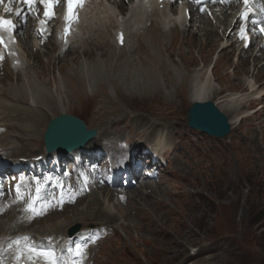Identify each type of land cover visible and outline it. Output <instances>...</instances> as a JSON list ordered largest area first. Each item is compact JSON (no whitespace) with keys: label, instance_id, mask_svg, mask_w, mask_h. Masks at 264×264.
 Returning a JSON list of instances; mask_svg holds the SVG:
<instances>
[{"label":"rangeland","instance_id":"rangeland-1","mask_svg":"<svg viewBox=\"0 0 264 264\" xmlns=\"http://www.w3.org/2000/svg\"><path fill=\"white\" fill-rule=\"evenodd\" d=\"M103 23L106 24L105 21ZM188 36L184 38L183 35H179L176 39H172L171 34H165V43L168 48L170 47L169 51L172 53L168 56L161 49L160 57L168 69L166 78H161L159 74L151 80L145 78L147 71L140 60L151 59L153 61L157 55L150 45L147 47L145 44L142 45V41L138 56L131 59L132 61H128L130 63H125L126 66L117 67L118 64L115 65L113 70L105 69L103 64L94 67L91 61L87 62L82 58L78 65L69 64L70 60H67L68 65L59 72L56 67L57 62L54 65L51 62L52 64L48 68L45 66L47 58L45 61L40 57L44 66L40 65V68L36 70L24 72L21 82L17 81V83L13 77V82L9 80L4 84L2 79L5 76L0 74V104H3L2 106L6 105L25 111L24 108L34 107V101L38 100L40 103H44L43 107L50 95L55 99L59 97L58 108L64 109L68 106L69 99L74 95L84 102L82 104L84 107H88L85 104L92 105V107L83 108L80 105H73L70 109L73 112L72 115H78L84 119L88 129L94 128L95 125L103 132H109L110 126L118 124V122L131 121L127 113L130 107H133L131 109L133 112L141 110L144 113L145 118L143 117L139 121L157 123L159 118L157 114L161 106H174L169 115H164L167 119L160 125L170 131H172V125H177L169 142V146L174 148V152L168 158L169 165L162 178V183L154 188L152 185V188L146 189L147 192L150 191L148 193L150 196L141 197L142 200L139 199L138 196L143 193L142 187H139L142 191L135 189L130 193L133 198L130 206L127 204L121 207L118 204L114 206L113 203H110L109 193L106 192V196L105 194H96L99 198L97 206L102 209L107 206L109 201L112 213L116 215L115 219L103 218V220L98 218V213L91 214L90 211L83 216L78 215L88 206L93 209L97 207L88 204V201H83L80 203L81 205L69 207L59 215H52L53 220L49 219L50 215L46 218L47 220L45 219L46 221H41V224L33 226L34 229L38 226L44 228L45 225H53L52 227L57 229L59 222L64 224V220H66L70 221V224L78 222L84 230L89 225L87 222L89 214L93 217L88 221L98 224L99 221L100 223L106 222L114 227L116 234L101 245L98 253L94 256V264H264V146H262L264 142L261 140L264 133V115L260 110L261 107L260 111L257 110L252 117L242 119L245 111L253 112V109L257 108V100H254L259 97V94L252 95V93L249 94V91L247 92L249 82L252 83L251 81L255 80V89L264 88L262 86L264 83L254 77V71L250 65L245 67L246 63L238 66L239 68L243 67L245 72L243 69H235L232 61H229L231 52L226 51L227 49L225 51L229 53V58L226 54L219 55L221 59L215 63L217 61L216 54L212 53L217 50L219 45H215L216 48L210 53L207 44L202 40V45L206 48L201 47V51L210 53L206 61L207 64L209 61L210 63L208 65L203 63L204 67L198 54L199 47L196 49L189 47V45H196L194 39L196 37L188 39ZM108 37L110 41L108 38L107 41L114 44L111 33ZM190 40L193 41V44L188 45ZM171 42L177 44L172 48L173 43ZM82 44L78 43L76 49L80 48ZM135 44L136 40H131L128 46L136 50ZM52 49L47 47L44 56L51 53L48 51ZM107 50L110 51L109 48ZM117 54L121 56L118 51ZM70 56L72 59L73 56ZM121 58L122 61L126 60L123 56ZM54 59L56 61L59 58L54 57ZM64 63L62 65H65ZM187 65L188 68H185ZM43 73H45L44 77H41ZM184 77H188L185 86L183 85ZM53 78L58 84L59 89L57 90L53 85L55 84ZM198 78L202 80V83L204 81V84L208 83V86L213 90L223 91V99H220V96L213 97L208 102L214 103L231 123V133L226 141L209 138L185 126V114L192 104L190 89L200 84L201 80ZM50 79L53 84H50ZM96 82L99 84L96 85ZM23 85L24 87H22ZM17 87L22 90L15 94L13 88ZM75 89H77L76 92ZM261 91L259 92L261 93ZM246 92L247 94L243 95ZM229 94H239L236 95L239 102L233 104L235 108L242 110L243 105L239 106L238 103L246 104V107L235 115L225 109L223 101L226 98L224 97H230ZM12 97H15L18 102L12 100ZM92 97L106 100L107 106L111 110L105 113L99 103L91 101ZM251 100L256 105L247 107V103ZM260 103L264 105V100ZM77 110L78 112L75 113ZM85 115L91 117V124L88 123ZM239 115L240 119L238 120ZM160 126H156V128ZM6 128L4 137L0 138L1 142L9 140V143L13 145L18 144L19 139L23 138L26 145L24 147H27L30 152L26 154L33 156L43 152L42 143H39L36 148L30 140H26L25 133L20 132L17 128ZM38 131L41 133L42 127H39ZM159 131L164 133L162 129L157 130L156 133ZM125 133L135 139L142 135L141 132L126 131ZM40 136L36 135V138L40 140ZM26 151L22 148L18 149L17 155L20 153L23 155ZM151 191H153L152 194ZM95 203L93 200V205ZM169 206L174 208L177 213L172 220L163 224V230L161 227L156 228L154 222L149 224L152 219L159 217L157 215L159 209L162 210ZM116 210L129 217L127 223L119 219L120 215ZM143 216L145 217L141 223L139 218Z\"/></svg>","mask_w":264,"mask_h":264},{"label":"bare ground","instance_id":"bare-ground-1","mask_svg":"<svg viewBox=\"0 0 264 264\" xmlns=\"http://www.w3.org/2000/svg\"><path fill=\"white\" fill-rule=\"evenodd\" d=\"M148 8L150 10H153V7H152V5H151L150 2H148ZM100 9H102L101 10V13L103 15H106L107 14L106 8H105L104 5H101L100 6ZM113 10L117 12V15L115 16V20L116 19H120V20L121 19H126V21L123 24V26L127 30V37H126V40H125V43H124V46L122 47V49L116 48L114 44H112V43L109 42L110 41L109 40V37H108L109 31L115 32V26H116L115 25V22H111V17L109 16L108 18H105L103 20L94 21L93 26L96 27L97 29L92 34H89L88 40L85 43H83L80 48L73 49L71 52H68L63 57L62 60H60V59L57 60L58 61L57 66H56L57 67V70L59 72H61V69L63 67H65V66L68 65L67 64V60H70V61H68L69 64L78 65L79 60L82 59V58L85 59V61H87V62L88 61H91V64H94L93 65L94 67L99 66V64H103V66L105 67V69L106 68H109V69L113 70L114 69V66L117 65V64H118L117 67L118 66L120 67L121 65H125L126 66L125 63H130L128 61H130L131 59L133 60L135 57H137L138 56L139 49H141L142 45L145 44L146 47H147V45H150L151 48H153L155 50V53L157 55V58L155 60H153V61L151 59H149L148 61H142V60H140V62H142V64L145 66V68H146L145 70L147 71V73L145 74L146 75L145 78L148 79V80H151V78H153L155 75H158V74H159V76L161 78H164V77L166 78L167 77V71L166 70H168V69L165 66L164 60H162V58L160 57V54H161V51H162L161 49H163L168 56H170L172 53L169 51V48L170 47L168 48V45L165 43L166 42L165 41V38H166L165 35L160 30L166 29L167 26L170 25V24H174V21L176 20V14H175V12L170 11L167 14L166 13L153 12V13L149 14V13H146V11L144 10V8H140L139 6L134 7L133 9H131L128 6H122V5L113 7ZM129 16H131V17L129 18ZM104 21L106 22V24L103 23ZM177 22H178L177 24H179V26L183 29V24L180 23V21H177ZM156 26L160 30L159 29L158 30H155V27ZM98 27H101V28L102 27H105V29H101L100 30V29H98ZM108 28H110V29H108ZM132 28H134V29H132ZM173 29L174 28L171 27V36H172V39H176L179 36L178 29H174V30ZM187 35H189V34H187ZM135 37L138 38V40L136 42V45H134V46H136V50H134L133 48H130L128 46L129 42L131 40H134ZM193 37H195V36L189 35L188 36V39H190V38L192 39ZM107 38H108L109 41H107ZM194 39H195L196 45L193 44V41L191 42V40H190V41H188V45L190 43H192L193 45H189V47H192L194 49H196L197 47H199L198 54L200 56V59H201L202 63L207 64V62H206L208 60L207 57H209L210 53L216 48V47H214L216 45L215 37L213 35H209V34L205 36V43L207 44V47H208V50H209L210 53L202 52L203 50L201 51V49H202L201 47L206 48V46L202 45V41H201V39L199 37H196ZM141 41H142V45H141ZM77 43H81V42H77ZM137 43H138V45H137ZM171 43H173L172 45L170 44L172 46V48H173V46H175L177 44V43H174V42H171ZM23 46H24V51H28L29 52V50H28V48H29L28 44L27 43H24ZM107 48H109L110 51H108ZM180 48H181V46L179 47V49ZM76 50H78V51H76ZM117 51L121 54V56H123V57L126 56V60H125L126 62L125 61H122V58H121V56H119L117 54ZM48 52H54V49H52L51 51H48ZM230 52H232V51H230ZM207 54H208V56H205ZM70 55L73 56L72 59H70L71 58ZM30 56L32 57L33 55L30 54ZM45 56H47L46 58L48 60L46 62L47 64L45 66H48V68H50V66L52 64L51 63L52 60H55L54 59V56L51 53L46 54ZM141 56H142V54H141ZM63 63L65 65H62ZM245 63H246V61H241V64L244 65ZM188 64L190 65V63H188ZM40 65L44 66L42 63ZM185 68H188V65ZM238 68L239 67H236L235 69H238ZM31 71H33V70H31ZM243 71H244V69H243ZM239 72H240V70H239ZM262 73H264V69H262L261 71H258L255 74L254 77L258 80L259 76ZM44 74L45 73H43L42 76L38 74V76L44 77ZM187 78L188 77H184L183 78V85L184 86H185V84L187 82ZM9 80H11V77L9 76L8 73H6L5 79H2V83L5 84ZM21 80H22V77H21L20 80H18V82H21ZM199 80H201V79H199ZM204 82L202 83V80H201L199 85H196V86L192 87V89H190V95H191L190 99H191V102L192 103L193 102H204L206 100H209L210 98H213V97L218 98L219 96H220L219 97L220 99H223V97H222L223 91L213 90V88H210L208 86L209 85L208 83H205L204 84ZM97 84H99V82H96V85ZM251 84L252 83H249L248 84V88L251 91L250 93H252V95L259 94V97H258L259 99L257 101L260 102V101L264 100V93H262V91L264 90V88L258 87V88L255 89V84L252 85V86H251ZM262 86H264V84ZM22 87H24V85ZM20 90H22L20 87H17L15 89L13 88V91H14L15 94L20 93ZM76 90L77 89H75V92H76ZM1 91H3V90H1ZM259 91H261V93ZM49 97L50 98H47V100L45 102V106H43L44 108L42 107V105L44 103L42 104L38 100H35L34 101L35 102V106L34 107L24 108L25 111L19 110L18 108L8 107L6 105L5 106H2L3 104H0V126L1 127L17 128L20 132H23V133H25L27 135L26 136V138H27L26 140H30L32 142V144L36 148H38L37 146H39V143H42L43 134H44L45 129H46L45 128L46 127V123L49 121V117H50V120H51L52 117L57 116V115H60V114L61 115H63V114L72 115L73 112L70 111V109H71V106H73V105H78V106L80 105L83 108H88V107H84L82 105L84 102H81V100L79 99V97L77 98L74 95L69 99V101L67 102L68 103V106L66 108H64V109L58 108V104L56 103V100H55V98L53 96H50L49 95ZM224 98H226L223 101L224 102V105H225V109L227 111L231 112V114L235 115V113H237L238 111L241 110V109L235 108L233 106V104L239 102L237 100L236 94L231 95L228 98L227 97H224ZM7 99H8V97H7ZM12 100L18 102L15 99V97H12ZM91 101L92 102L99 103L101 105L100 108L105 113H107V112H109V110H111V108H109L107 106V103L108 102L106 100H98L96 98H92ZM238 104H239V106H242L243 105V104L240 105V103H238ZM173 108H174L173 105H171V106L170 105H163V106H161V109H160V111L157 114L159 116V120H158L159 125H161L162 122L167 119V117H164V115H169L172 112ZM225 109H223V110L226 112ZM260 110H262V115H264V113H263L264 112V106ZM260 110H258V111H260ZM144 116L145 115L138 116V117H136L134 119V121H139ZM235 119H237V118H235ZM43 121H44V124H42ZM109 121H110V119H109ZM39 127H42L41 133H39V131H38ZM87 129H88V127H87ZM36 135H41L40 136V140H38V138H36ZM262 137L263 138L261 140H262V142H264V133H263V136ZM158 138H160V140H161L162 143H164L165 140H167V136H163V135L161 137H158ZM10 142H13V141H10ZM14 143H15V141H14ZM15 144L12 145V143L9 144L7 140H2V143L0 144V148H3V150L5 152L10 151L11 152V156H13L14 158H19V157L23 156L24 154H26L27 152H29V149L27 147H24L26 145L23 142V138H20L18 144H16V145ZM262 144H263L262 146H264V143H262ZM16 148H18L19 150L22 148L23 150H27V151L24 152L23 155H20L21 154L20 153L19 155L16 156V153H18V151H17ZM168 148H170V146L168 144L163 146V149H166L167 150ZM32 157H36V156H32ZM8 158H12V157L8 156ZM152 193H153V191H152ZM148 196H150V195H147L146 193L145 194L142 193V194H140L138 196V198L142 200L141 197H148ZM93 197H94L93 200L96 203H95V205H92V206L96 207L97 204H98V202H99V198L96 196V194L93 195ZM154 206H156V205H154ZM159 210L160 211L157 213V215H159V217L156 218V219L155 218L152 219L149 224H152L154 222V224L156 225V228H160L161 227L162 230H163V227H162L163 224L165 222H168L169 220H172L176 216V213L177 212H176V210L174 208H172L170 206L169 207H164L162 210L161 209H159ZM88 211H90L91 214L92 213H95V212L98 213V215H99L98 218H101V219L104 218V219L110 220V219H115V217H116V215L112 213V207H111V205H109V201L107 202V206L104 207V208H102V209L99 206H97L95 209H93V207L91 208L90 206H88L85 209V211H81V212L78 211L79 212L78 215L83 216ZM116 212H119V210H116ZM91 214H89V215H91ZM119 215H120L119 216V219H121L122 221H124V222L127 223L129 217L126 214H123L121 212H119ZM144 217L145 216H143L142 218H139L140 219V222L141 221L143 222ZM53 218L54 217H52V215H51V218H49V219H52L53 220ZM146 221H147V219H146ZM68 222H70V221H68ZM65 223H66V220L64 221V224ZM1 226H6V225L5 224H2ZM65 226H61V228L64 229ZM162 233H163V231H162Z\"/></svg>","mask_w":264,"mask_h":264},{"label":"snow or ice","instance_id":"snow-or-ice-1","mask_svg":"<svg viewBox=\"0 0 264 264\" xmlns=\"http://www.w3.org/2000/svg\"><path fill=\"white\" fill-rule=\"evenodd\" d=\"M3 0H0L2 3ZM58 0H39V4L43 6V14L46 20L53 18V9L55 8ZM221 3H228V0H220ZM37 0H21V4L26 5L28 9H33L36 6ZM67 3V15L64 17L66 22V27L64 29L65 38L69 34L70 25L76 20V11L83 8L85 0H66ZM244 11L241 13V19L247 21L249 13L251 11L250 0H243ZM7 12H11V7L6 9ZM260 11L264 12V5H260ZM15 15L17 17H22V11L17 10ZM26 19V17H23ZM41 25L45 23V20L40 21ZM261 23V31L264 32V22L253 21V24ZM16 31V25L12 20L5 19L0 17V32H5L11 38ZM245 28H241V39H246ZM121 43L123 42V36L119 37ZM4 39L0 36V44H4ZM65 43L67 40L65 39ZM2 59V57H0ZM87 178L85 177V182ZM23 184V181H21ZM42 185L39 181H36V197H31L28 194L29 202L26 204L24 211L29 213V219H34L36 216L43 215L50 207H54L51 201L46 200L44 204L41 205V210H37L35 207L36 201L38 199V194L41 191ZM25 198V194L21 192V187L18 185L16 188V200L22 201ZM74 199L71 195L69 196V202ZM64 202V197L61 195L59 204L62 205ZM92 243H95V240H92ZM4 252L14 253L15 264H83L85 259L86 249L83 245H76L74 249H67L68 258L62 259L56 253V251L51 247H38L36 243L31 241V238L28 236H23L17 239H13L8 243L7 247L2 249ZM0 264H4L3 259H0Z\"/></svg>","mask_w":264,"mask_h":264},{"label":"water","instance_id":"water-1","mask_svg":"<svg viewBox=\"0 0 264 264\" xmlns=\"http://www.w3.org/2000/svg\"><path fill=\"white\" fill-rule=\"evenodd\" d=\"M189 126L217 138H226L230 133L227 118L219 112L211 102L193 103L188 111ZM63 126V131L58 129ZM85 131L83 125L69 117L59 118L50 123L45 133L47 151H69L82 147L92 137Z\"/></svg>","mask_w":264,"mask_h":264}]
</instances>
